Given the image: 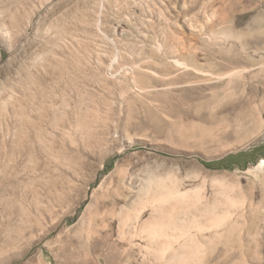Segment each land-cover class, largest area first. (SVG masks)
<instances>
[{"label": "rangeland", "instance_id": "rangeland-1", "mask_svg": "<svg viewBox=\"0 0 264 264\" xmlns=\"http://www.w3.org/2000/svg\"><path fill=\"white\" fill-rule=\"evenodd\" d=\"M0 264H264V0H0Z\"/></svg>", "mask_w": 264, "mask_h": 264}, {"label": "bare ground", "instance_id": "bare-ground-1", "mask_svg": "<svg viewBox=\"0 0 264 264\" xmlns=\"http://www.w3.org/2000/svg\"><path fill=\"white\" fill-rule=\"evenodd\" d=\"M159 179V178H158Z\"/></svg>", "mask_w": 264, "mask_h": 264}]
</instances>
